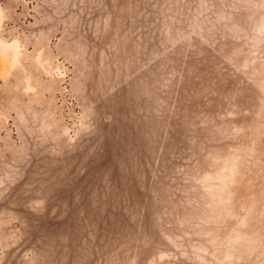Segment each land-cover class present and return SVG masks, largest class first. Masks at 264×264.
<instances>
[{
	"label": "rangeland",
	"instance_id": "obj_1",
	"mask_svg": "<svg viewBox=\"0 0 264 264\" xmlns=\"http://www.w3.org/2000/svg\"><path fill=\"white\" fill-rule=\"evenodd\" d=\"M0 264H264V0H0Z\"/></svg>",
	"mask_w": 264,
	"mask_h": 264
}]
</instances>
